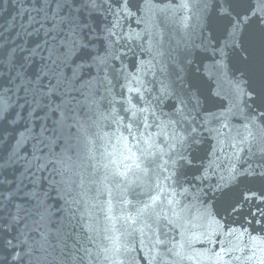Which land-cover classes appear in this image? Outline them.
<instances>
[{"label":"water","instance_id":"water-1","mask_svg":"<svg viewBox=\"0 0 264 264\" xmlns=\"http://www.w3.org/2000/svg\"><path fill=\"white\" fill-rule=\"evenodd\" d=\"M261 7L258 0H129L121 10L118 0L89 8L69 0L61 14L78 13L93 55L69 51L68 75L78 69L82 83L91 80L93 57L107 55L100 76L107 75L113 91L101 88L94 102L81 97L72 105L63 137L44 149L46 166L32 168L20 191L34 151L24 125L39 132V121L21 119L28 116L23 92L7 93L15 111L0 124V154L15 153L18 171L0 176V264H264V156L245 140L264 128ZM39 8L37 0H0L6 72L13 51L27 56L51 40ZM35 61L32 73L40 57ZM133 76L142 81L145 100L159 98L153 107L167 114L183 100L194 118L183 146L152 166L160 175L151 177L150 189L132 183L131 174L117 175L126 169L112 162L122 158L129 138L120 101L129 87H139ZM133 96L143 108L140 95ZM228 110L226 122L205 125L210 114ZM231 168L239 178L229 182ZM221 175L226 179L218 188ZM173 191L184 195L170 205ZM204 209L213 213L208 221L200 219ZM230 232L243 234L244 243L230 240Z\"/></svg>","mask_w":264,"mask_h":264},{"label":"snow or ice","instance_id":"snow-or-ice-1","mask_svg":"<svg viewBox=\"0 0 264 264\" xmlns=\"http://www.w3.org/2000/svg\"><path fill=\"white\" fill-rule=\"evenodd\" d=\"M37 2L41 5V8L37 9L38 14L42 13L44 20L51 24V27H45L44 24L41 25L42 28H45V37L50 35L51 40L45 39L43 45H38L36 48L31 49L27 56H18L13 51L7 65V72L5 71L6 65L3 53L0 52V124L9 119L15 111L14 108L9 109L7 105V93L10 92L17 95L20 92L24 93L22 99L25 102L24 109L28 111V116L25 118L21 113V119L39 121V132H36L35 124L33 127H29L28 124L24 125L26 135L33 142L34 151L32 160L27 162L25 172L19 177L21 187L18 191L23 190L25 177L32 168L41 170L46 166L41 163L45 159L42 155L44 149L63 137L67 114L71 111L72 105L81 97L84 101L92 100L94 102L101 88L107 94H111L113 91L111 81L108 80L107 75L100 76V72L107 67V55L101 57L97 54L93 57L92 63L97 69V75L91 80H86L82 83L83 78L78 74V69L72 70L71 77L68 75L69 51L79 47L80 52H84L88 56L93 55L88 51L87 47V43H91V41L85 43L80 21L76 18L78 13L76 16L71 12L67 15L61 14L62 7L69 3V0H37ZM71 2L74 3L76 0H71ZM80 2L83 7L89 8L95 7L98 0H80ZM118 2L121 3V10H123L129 0H118ZM147 2L148 0H146ZM258 2L262 5L260 11H264V0H258ZM53 4L57 6L55 10L51 8ZM113 47L110 43L106 53ZM45 52L46 55L44 54ZM37 56L40 57L39 70L32 73L31 69L36 62L35 58ZM13 72L15 73L14 75L12 74ZM125 80H128L127 75H125ZM132 80L139 87H129L124 99L120 101L125 106L124 111L127 114L129 138L125 139L124 152L121 153L122 158L112 162L117 168L123 166L126 169L123 173L117 172V175L127 178L131 174L134 177L132 183H142L146 188L150 189L151 177L156 175L157 179H159L160 175L152 166L161 156H169L171 158L170 153L177 152L183 146L189 139L186 134L194 118L191 117L183 100H179L178 105L174 106L173 112L162 113L158 106L153 107V105H158L159 98L145 100L142 93L144 87L142 81L136 76H133ZM133 93L140 95V101L137 103H143V108L137 107V104L133 103ZM229 115L230 110L218 115L210 114L205 118L204 123L205 125H211L214 122H226ZM49 120H52L51 125ZM153 127L157 129L155 136L150 131ZM207 130L210 134L219 132L218 129L211 127H208ZM161 138H163V145L160 143ZM245 140L256 148V151L261 156H264V128L260 130L259 136L249 131ZM165 148H167V151H165ZM15 155L13 153V155L5 159L4 155L0 154V176L9 168L13 171H18L16 164L13 163ZM128 161H131V163H128ZM238 178L235 168L228 170L227 180L229 182ZM169 179H171V176L164 177L165 181ZM225 179L226 177L221 175L220 182L217 185L218 188L223 187ZM3 185L4 180L0 178V201L4 198ZM156 187L159 188L160 185L157 184ZM151 191H154V189H151ZM177 195L182 196L184 193L173 191V199L169 200L170 205L177 204L175 200ZM151 199L152 205H155L158 197L152 196ZM196 199H199V197H196ZM152 205H145V210ZM212 215L213 213L204 209L200 219L201 221H208ZM209 238L211 237L209 236ZM233 238L239 243H244L243 234L236 236L235 232H230L229 239ZM216 239L219 240L220 237L217 235Z\"/></svg>","mask_w":264,"mask_h":264}]
</instances>
